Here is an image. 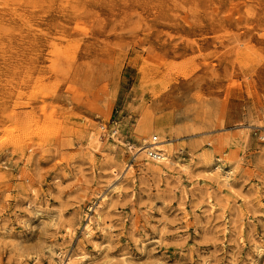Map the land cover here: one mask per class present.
Listing matches in <instances>:
<instances>
[{"label":"rangeland","instance_id":"rangeland-1","mask_svg":"<svg viewBox=\"0 0 264 264\" xmlns=\"http://www.w3.org/2000/svg\"><path fill=\"white\" fill-rule=\"evenodd\" d=\"M69 259L264 264V0H0V264Z\"/></svg>","mask_w":264,"mask_h":264},{"label":"bare ground","instance_id":"bare-ground-1","mask_svg":"<svg viewBox=\"0 0 264 264\" xmlns=\"http://www.w3.org/2000/svg\"><path fill=\"white\" fill-rule=\"evenodd\" d=\"M6 3V2H5ZM5 5V4H4ZM28 5V4H27ZM3 7V6H2ZM8 10V9H7ZM39 33V32H38ZM61 41V40H60ZM63 41V40H62ZM64 42V41H63ZM55 63H56V61H55ZM50 66V65H49ZM54 70V69H53ZM79 76V75H78ZM77 76V77H78ZM143 132V131H142ZM13 136V135H12ZM140 136H142V134L140 135ZM113 137V136H112ZM14 138H16V136H14ZM150 138V137H149ZM154 137H152V139H151V142L150 143H147L146 144V141L145 140H143L141 143H140V145L137 147V149H136V152L134 153V156L133 157H138L137 159H139V157H141L143 154H145L146 156H148V154L150 153V152H153V153H156L157 155H158V159H156V161H152V162H154V166L155 165H158V166H162V167H166V168H170L171 166H173L175 163L173 162V159H172V154H175L176 155V153H175V149H174V152L172 153V151L171 150H169V149H167L166 148V146H165V142H167L168 140H165V139H163V136L161 135V139L160 140H158V138H156L157 139V141L156 142H154V139H153ZM120 139V138H119ZM142 139V138H141ZM150 141V140H149ZM11 143V142H10ZM16 144H17V142H16ZM129 148V147H128ZM130 149H132L131 147H130ZM180 154V153H179ZM181 155V154H180ZM175 157V156H174ZM183 157V156H182ZM135 160V159H134ZM140 160V159H139ZM145 160L146 161H148L149 159H148V157H145ZM181 161H183V160H181ZM205 163V162H204ZM216 163H218V162H216ZM219 164V163H218ZM213 165V164H212ZM211 165V166H212ZM223 165V164H222ZM158 166H156V167H158ZM189 166V165H188ZM211 166H210V168H211ZM131 167V166H130ZM173 169V168H172ZM230 169V168H229ZM147 170V169H146ZM148 170H150V168H148ZM215 171H219V170H221V167L220 166H218V167H216L215 169H214ZM155 171H157V170H155ZM173 171V170H172ZM117 172V171H116ZM221 172V171H220ZM114 173V172H113ZM145 173V172H144ZM148 173V172H147ZM178 173V172H177ZM151 175V174H150ZM229 173L227 172V173H225V177H224V179H225V182H228V178H229ZM132 176V175H131ZM154 176V175H153ZM165 176V175H164ZM232 176V175H231ZM230 176V177H231ZM133 177V176H132ZM156 177V176H155ZM216 178H218L217 177V174H216V176H215ZM154 178V177H153ZM167 178H169V179H171L170 177H168L167 176ZM157 179V178H156ZM223 179V180H224ZM232 179V178H231ZM166 180V179H165ZM220 181V180H219ZM171 182V181H170ZM174 182V181H173ZM233 182V181H232ZM176 183V182H175ZM119 184V183H118ZM221 185V184H220ZM232 185V184H231ZM116 189H115V191L116 192H118V193H120L121 192V188L119 187V188H117V187H115ZM231 188V187H230ZM111 191V190H110ZM123 191V190H122ZM93 193V192H92ZM114 194V193H113ZM123 194V193H122ZM119 195V194H118ZM117 196V195H116ZM109 197H110V195H109ZM112 197V196H111ZM94 198V197H93ZM117 198H119V197H117ZM104 199V198H103ZM105 199H106V197H105ZM110 199V198H109ZM108 199V200H109ZM107 200V199H106ZM89 203H91V202H89ZM103 203H105V202H103ZM99 204V205H97V208L94 210V216L96 217V219L97 220H99L100 218H101V212H102V206L104 205V204ZM89 207V206H88ZM113 207V206H112ZM94 209V208H93ZM102 209V210H101ZM113 209L115 210V206L113 207ZM112 211V210H111ZM39 213V212H38ZM44 213V212H43ZM41 214V213H40ZM92 221H94V220H92ZM100 221V220H99ZM89 223V222H88ZM97 223H99V222H97ZM137 225V224H136ZM103 230V229H102ZM109 230V229H108ZM92 229L89 227V225H86L85 226V228H84V235H85V237L87 238V237H92ZM99 233H100V231H99ZM57 241V240H56ZM90 242H92V241H90ZM58 246V245H57ZM51 249H52V247H51ZM51 249H49V250H51ZM58 249V248H57ZM62 251V250H61ZM56 252V251H55ZM52 253H53V251H52ZM80 253V252H79ZM259 254H260V252H259ZM53 256H54V254H53ZM50 257V256H49ZM83 257V256H82ZM73 260L72 259H69L65 264H71V262H72ZM80 263V262H79Z\"/></svg>","mask_w":264,"mask_h":264},{"label":"built area","instance_id":"built-area-1","mask_svg":"<svg viewBox=\"0 0 264 264\" xmlns=\"http://www.w3.org/2000/svg\"><path fill=\"white\" fill-rule=\"evenodd\" d=\"M153 139H154V142L157 141L156 137H154ZM147 157L151 161H156V159H158V155L156 153H153V152H150Z\"/></svg>","mask_w":264,"mask_h":264}]
</instances>
